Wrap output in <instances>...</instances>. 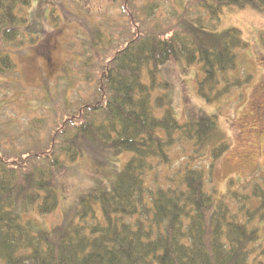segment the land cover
<instances>
[{"label": "trees", "instance_id": "16d2710c", "mask_svg": "<svg viewBox=\"0 0 264 264\" xmlns=\"http://www.w3.org/2000/svg\"><path fill=\"white\" fill-rule=\"evenodd\" d=\"M30 2L0 0V76L14 71L8 47L21 36ZM122 3L129 22L138 28L134 0ZM196 4L207 21L185 8L176 24L164 31L138 28L125 46L101 60L96 81L86 73L87 82L94 84V96L67 115L44 144L39 139L34 145L38 148L27 152H17L11 140L8 150L0 144V264H248L259 240L258 230L248 224L264 219V177L243 186L245 193L222 195L215 187L206 191L204 170L188 162L175 186L155 191L146 186V177L157 165L170 163L171 149L180 141L191 143L195 154L191 163L197 155L200 161L211 159V174L215 161L230 147L216 115L197 112L179 123L168 95L153 98L155 88H169L157 83L161 68L201 65L197 95L207 104H215L251 79L244 72L235 74L247 47L240 31L231 27L219 32L214 26L223 8L262 13L264 0ZM155 8L144 6L141 16L151 15ZM87 44L85 69L93 65L98 45L103 50L113 46L93 29ZM144 70L149 83L142 81ZM156 110L162 114L156 115ZM40 123L34 120L31 132ZM125 153L130 158L106 182L96 181L60 222L44 226L40 218L57 209V180L69 164L89 154L100 167V156L110 159ZM251 200L256 204L248 208ZM228 202L235 203L236 211Z\"/></svg>", "mask_w": 264, "mask_h": 264}, {"label": "rangeland", "instance_id": "374dc122", "mask_svg": "<svg viewBox=\"0 0 264 264\" xmlns=\"http://www.w3.org/2000/svg\"><path fill=\"white\" fill-rule=\"evenodd\" d=\"M30 1L24 13L26 22L21 27V36L12 47H8L14 71L0 76V144L8 150L11 140L17 152L33 151L41 139L44 144L51 131L59 128L67 115L94 96V84L87 82L86 73L96 81L103 66L101 60L110 56L115 48L125 46L138 28L164 31L176 24L177 15L185 8L207 21L205 12L196 6L203 0H134L140 20L138 28L129 22L128 8L122 0L115 4L109 0ZM149 4L156 5L155 10L149 16H141L140 10ZM214 27L219 32L231 27L240 31L247 47L239 56L235 74L244 72L251 76L250 81L215 104H207L197 95V83L203 76L201 65H167L161 68L156 80L161 85L169 84V88H155L153 98L159 94L168 95L173 115L179 123H184L197 112L216 115L218 129L226 136L230 147L215 161L211 174L208 172L210 158L200 161L201 157L197 155L191 163V156L195 155L191 143L178 142L169 154L170 163L157 165L146 177L150 191L175 186L180 171L188 162L190 166L204 170L206 191L215 187L222 195L237 191L245 193L243 186H251L253 181L264 177V12L225 7ZM92 29L103 33L113 46L103 50L98 45L96 55L91 58L93 65L85 69L83 55L90 50L87 43L91 40ZM142 81L149 83L146 70ZM155 114L160 116L162 110H156ZM36 119L42 123L34 127L33 133L31 128ZM32 134L37 138L34 141L29 138ZM130 156L129 153L110 159L100 156L102 164L97 167L86 154L69 164L67 173L57 180V209L51 215L41 217L40 221L46 227L60 222L80 194L98 180L106 182L113 170H118ZM228 203L230 209L236 211L235 203ZM255 204L256 201L251 200L247 206L252 208ZM239 219L244 221L245 218L239 216ZM248 225L255 227L259 234L258 245L253 246L248 264L257 259L262 262L256 264H264V258H260L264 248V219Z\"/></svg>", "mask_w": 264, "mask_h": 264}]
</instances>
